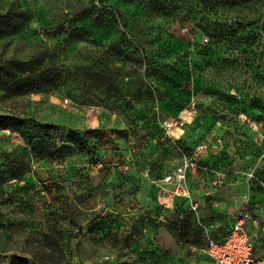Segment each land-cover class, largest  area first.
I'll return each mask as SVG.
<instances>
[{
	"label": "rangeland",
	"instance_id": "obj_1",
	"mask_svg": "<svg viewBox=\"0 0 264 264\" xmlns=\"http://www.w3.org/2000/svg\"><path fill=\"white\" fill-rule=\"evenodd\" d=\"M95 1L0 0V256L212 264L207 238L264 220V0H108L76 39ZM31 58L50 87L14 81Z\"/></svg>",
	"mask_w": 264,
	"mask_h": 264
},
{
	"label": "built area",
	"instance_id": "obj_2",
	"mask_svg": "<svg viewBox=\"0 0 264 264\" xmlns=\"http://www.w3.org/2000/svg\"><path fill=\"white\" fill-rule=\"evenodd\" d=\"M165 178L166 182L173 184L174 196H188L184 186L185 168H179L173 175L168 174ZM190 209L197 211V204L192 203ZM248 223L255 228V233H248ZM260 232H264V221L252 218L247 213H240L220 238H207L203 250L212 264H264V256L258 258L253 255L254 242Z\"/></svg>",
	"mask_w": 264,
	"mask_h": 264
},
{
	"label": "trees",
	"instance_id": "obj_3",
	"mask_svg": "<svg viewBox=\"0 0 264 264\" xmlns=\"http://www.w3.org/2000/svg\"><path fill=\"white\" fill-rule=\"evenodd\" d=\"M108 0H96L95 5L92 6L90 10L82 9L75 13L72 17V21L70 25L72 27V31L75 33L76 39L82 40L87 39L101 26H108L116 23L117 12L111 9V6L106 5ZM208 4L210 3L211 7L210 11L216 6V4H212V2H224L226 3H234L238 0H206ZM250 0H241V2H249ZM217 9L213 10V16H216ZM209 13V12H208ZM209 17V15H208ZM206 26L210 29L216 37H221L222 32H217V29H212V26H216L210 20H208V24ZM220 31V30H219ZM221 33V34H220ZM36 61L34 59H30L28 61L22 62L23 66H26V73L24 76H16L14 79L17 81H31L32 84L29 85V89H46L52 85L57 79L54 77V74H51L49 69L41 68L38 69V66L34 65ZM0 264H35L30 259L18 256L11 255L10 256H0Z\"/></svg>",
	"mask_w": 264,
	"mask_h": 264
},
{
	"label": "crops",
	"instance_id": "obj_4",
	"mask_svg": "<svg viewBox=\"0 0 264 264\" xmlns=\"http://www.w3.org/2000/svg\"><path fill=\"white\" fill-rule=\"evenodd\" d=\"M238 215V214H237ZM236 215V216H237ZM235 216V217H236ZM235 217L231 220V222H230V224L227 226V227H225L224 229H223V231L218 235V236H213V238H220L228 229H229V227H231L232 226V224H233V222H234V220H235ZM253 218V217H252ZM257 219V218H256ZM257 220H262V219H257ZM262 221H264V220H262ZM247 231H248V233L249 234H253V233H255V228L253 227V226H251V224L250 223H248L247 224ZM263 236H264V232H260L259 234H258V238L255 240V244H254V249H253V255L255 256V257H262V256H264V249H257V245L259 244H261L262 243V239H263ZM263 244V243H262ZM203 245H204V243H203ZM203 247V246H202ZM203 250V249H202ZM203 252H204V250H203ZM205 253V252H204ZM209 259V258H208ZM209 262L210 263H212V261L209 259Z\"/></svg>",
	"mask_w": 264,
	"mask_h": 264
}]
</instances>
